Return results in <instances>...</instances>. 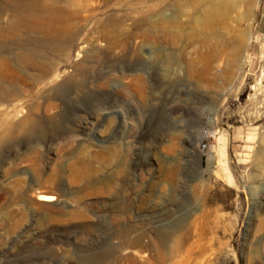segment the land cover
I'll list each match as a JSON object with an SVG mask.
<instances>
[{
	"label": "rangeland",
	"instance_id": "rangeland-1",
	"mask_svg": "<svg viewBox=\"0 0 264 264\" xmlns=\"http://www.w3.org/2000/svg\"><path fill=\"white\" fill-rule=\"evenodd\" d=\"M44 5L0 34V264H264V0Z\"/></svg>",
	"mask_w": 264,
	"mask_h": 264
},
{
	"label": "bare ground",
	"instance_id": "bare-ground-1",
	"mask_svg": "<svg viewBox=\"0 0 264 264\" xmlns=\"http://www.w3.org/2000/svg\"><path fill=\"white\" fill-rule=\"evenodd\" d=\"M41 1L42 0H0V17L4 13H6V11H9V16L6 18L7 24L5 26H1L2 20L0 18V21H1L0 22V34L2 35L5 34L7 36L16 38L17 36H19V33H18L19 29L21 27H25L31 31H34V30L41 31L43 34V37L41 39H36V40L32 38L26 39L24 41L18 40L17 42H19L20 46L21 45L22 46L31 45V44L37 45V46H45V44L49 40L48 38H50L51 42L59 41L61 38V33L63 31L62 29L53 28L51 25H44V24L41 25L40 24L43 18H47L51 20L50 21L51 23L56 22L58 20V17L55 15L56 11L54 9L51 10L50 8H47V6L45 7V5H44L45 7L44 9L40 8ZM30 12H32V17L29 18L28 15ZM17 60L20 63L27 65V66L32 64L31 58L28 56H24V55L17 56ZM221 140L223 141V139ZM41 199L45 201H49L48 197H43V198L41 197Z\"/></svg>",
	"mask_w": 264,
	"mask_h": 264
},
{
	"label": "trees",
	"instance_id": "trees-1",
	"mask_svg": "<svg viewBox=\"0 0 264 264\" xmlns=\"http://www.w3.org/2000/svg\"><path fill=\"white\" fill-rule=\"evenodd\" d=\"M176 207H178V206L176 205ZM173 212H174V209H172L170 211L169 215L173 214ZM77 226H80V225H75V226H72V227H77ZM66 229H67V227L60 229L62 237H64V233L63 232ZM106 237H107L106 236V228L97 229V233H94V234L91 235V239L93 240V244L94 245H102L104 243ZM241 262H242V260H241Z\"/></svg>",
	"mask_w": 264,
	"mask_h": 264
},
{
	"label": "crops",
	"instance_id": "crops-1",
	"mask_svg": "<svg viewBox=\"0 0 264 264\" xmlns=\"http://www.w3.org/2000/svg\"><path fill=\"white\" fill-rule=\"evenodd\" d=\"M261 28L264 30V20H263V22H262V26H261Z\"/></svg>",
	"mask_w": 264,
	"mask_h": 264
},
{
	"label": "built area",
	"instance_id": "built-area-1",
	"mask_svg": "<svg viewBox=\"0 0 264 264\" xmlns=\"http://www.w3.org/2000/svg\"><path fill=\"white\" fill-rule=\"evenodd\" d=\"M202 147H205V145L203 144Z\"/></svg>",
	"mask_w": 264,
	"mask_h": 264
}]
</instances>
